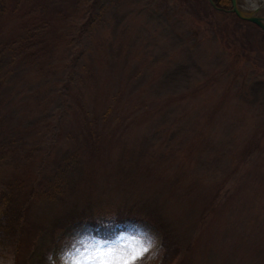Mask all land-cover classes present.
Here are the masks:
<instances>
[{
    "label": "rangeland",
    "instance_id": "374dc122",
    "mask_svg": "<svg viewBox=\"0 0 264 264\" xmlns=\"http://www.w3.org/2000/svg\"><path fill=\"white\" fill-rule=\"evenodd\" d=\"M1 8L0 264H264L258 26L208 0Z\"/></svg>",
    "mask_w": 264,
    "mask_h": 264
},
{
    "label": "snow or ice",
    "instance_id": "6c2138e0",
    "mask_svg": "<svg viewBox=\"0 0 264 264\" xmlns=\"http://www.w3.org/2000/svg\"><path fill=\"white\" fill-rule=\"evenodd\" d=\"M140 255L138 250H134L129 255H117L110 249L108 251L97 250L94 256L87 258L85 264H133V261ZM77 264H80L78 261Z\"/></svg>",
    "mask_w": 264,
    "mask_h": 264
},
{
    "label": "water",
    "instance_id": "95a60500",
    "mask_svg": "<svg viewBox=\"0 0 264 264\" xmlns=\"http://www.w3.org/2000/svg\"><path fill=\"white\" fill-rule=\"evenodd\" d=\"M212 7H216L215 3L212 0H209ZM231 8L229 12L236 15V17L243 21H248L256 26H258L264 32V17L257 16V11L254 9L253 11L245 12L242 11L238 6V0H230Z\"/></svg>",
    "mask_w": 264,
    "mask_h": 264
},
{
    "label": "bare ground",
    "instance_id": "6f19581e",
    "mask_svg": "<svg viewBox=\"0 0 264 264\" xmlns=\"http://www.w3.org/2000/svg\"><path fill=\"white\" fill-rule=\"evenodd\" d=\"M238 6L242 11L245 12L256 9L257 16L264 17V0H238Z\"/></svg>",
    "mask_w": 264,
    "mask_h": 264
},
{
    "label": "trees",
    "instance_id": "16d2710c",
    "mask_svg": "<svg viewBox=\"0 0 264 264\" xmlns=\"http://www.w3.org/2000/svg\"><path fill=\"white\" fill-rule=\"evenodd\" d=\"M212 1L215 3L216 7L215 8L212 7L211 3L208 0L210 8H213V9H216V10H219L222 12H229V10L231 8L230 0H212ZM1 10H2V8L0 9V13H1ZM233 15H235V14H233Z\"/></svg>",
    "mask_w": 264,
    "mask_h": 264
}]
</instances>
